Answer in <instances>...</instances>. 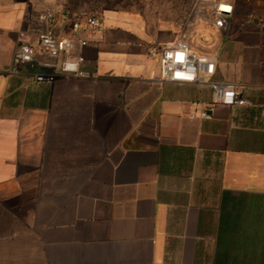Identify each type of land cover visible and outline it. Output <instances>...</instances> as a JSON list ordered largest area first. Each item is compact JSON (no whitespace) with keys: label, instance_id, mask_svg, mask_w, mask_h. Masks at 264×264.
Listing matches in <instances>:
<instances>
[{"label":"crops","instance_id":"obj_1","mask_svg":"<svg viewBox=\"0 0 264 264\" xmlns=\"http://www.w3.org/2000/svg\"><path fill=\"white\" fill-rule=\"evenodd\" d=\"M225 1L224 28L201 24L192 49L248 104L210 120L189 116L209 88L161 83L147 55L173 35L106 15L80 34L92 78L39 52L15 68L17 33L55 7L68 36L73 8L0 1V264H264V0Z\"/></svg>","mask_w":264,"mask_h":264},{"label":"built area","instance_id":"obj_2","mask_svg":"<svg viewBox=\"0 0 264 264\" xmlns=\"http://www.w3.org/2000/svg\"><path fill=\"white\" fill-rule=\"evenodd\" d=\"M232 11V5L225 0H195L172 43L146 48L147 55L158 61L161 83L202 85L209 88V101L201 102L199 109L190 113L192 119L210 120L214 105L241 107L248 104L240 84L214 79L216 57L195 52L190 43L197 27L203 23L210 24L216 29H223ZM56 16L57 9L48 7L35 15L30 29L17 33L16 47L12 54L13 67L29 64L36 52H39L57 61L45 65L56 68L65 76L92 78V73L81 68L84 59L80 53L88 42L80 34L98 30L102 25L101 17L86 8L68 9L66 17L70 35L65 36L55 31ZM31 37L35 38V43ZM54 79V74L35 76L36 82H52Z\"/></svg>","mask_w":264,"mask_h":264},{"label":"rangeland","instance_id":"obj_3","mask_svg":"<svg viewBox=\"0 0 264 264\" xmlns=\"http://www.w3.org/2000/svg\"><path fill=\"white\" fill-rule=\"evenodd\" d=\"M24 1V0H0ZM195 0H61L70 8H86L101 18L115 14L153 39L159 34L176 37ZM198 28V27H197ZM173 42V41H172ZM170 42V43H172ZM199 34L190 39L193 47L204 45Z\"/></svg>","mask_w":264,"mask_h":264},{"label":"bare ground","instance_id":"obj_4","mask_svg":"<svg viewBox=\"0 0 264 264\" xmlns=\"http://www.w3.org/2000/svg\"><path fill=\"white\" fill-rule=\"evenodd\" d=\"M224 9H227L226 7H224Z\"/></svg>","mask_w":264,"mask_h":264}]
</instances>
